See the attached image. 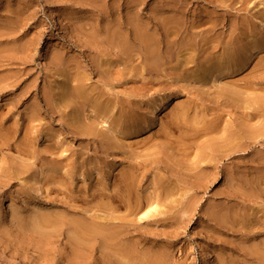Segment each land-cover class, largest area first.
<instances>
[{
    "label": "rangeland",
    "instance_id": "obj_1",
    "mask_svg": "<svg viewBox=\"0 0 264 264\" xmlns=\"http://www.w3.org/2000/svg\"><path fill=\"white\" fill-rule=\"evenodd\" d=\"M261 1L0 0V264H264Z\"/></svg>",
    "mask_w": 264,
    "mask_h": 264
},
{
    "label": "bare ground",
    "instance_id": "obj_2",
    "mask_svg": "<svg viewBox=\"0 0 264 264\" xmlns=\"http://www.w3.org/2000/svg\"><path fill=\"white\" fill-rule=\"evenodd\" d=\"M260 1H261V0H260ZM262 1H263V0H262ZM262 1H261V2H262ZM141 41H142V40H141ZM83 91H84V90H83ZM87 95H88V93H87ZM102 103H103V102H102ZM162 110H163V109H162V105H161V106L159 105V106H157V107L153 110L152 113H153L154 115H156V114H158V113H160V112H163ZM208 178H209V177H208ZM204 184H205V183H204ZM122 197H123V196H122ZM150 208H151V207H150ZM209 255H210V253H206V252L203 253V256H204V257L209 256ZM153 262H154V261H153Z\"/></svg>",
    "mask_w": 264,
    "mask_h": 264
}]
</instances>
